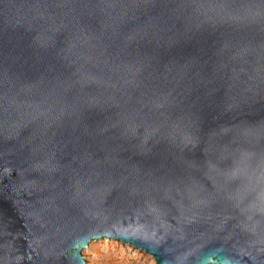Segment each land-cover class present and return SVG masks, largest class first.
<instances>
[{
    "label": "water",
    "instance_id": "95a60500",
    "mask_svg": "<svg viewBox=\"0 0 264 264\" xmlns=\"http://www.w3.org/2000/svg\"><path fill=\"white\" fill-rule=\"evenodd\" d=\"M264 264V0H0V264Z\"/></svg>",
    "mask_w": 264,
    "mask_h": 264
},
{
    "label": "rangeland",
    "instance_id": "374dc122",
    "mask_svg": "<svg viewBox=\"0 0 264 264\" xmlns=\"http://www.w3.org/2000/svg\"><path fill=\"white\" fill-rule=\"evenodd\" d=\"M83 251L87 264H156L151 253L115 238L90 241Z\"/></svg>",
    "mask_w": 264,
    "mask_h": 264
}]
</instances>
